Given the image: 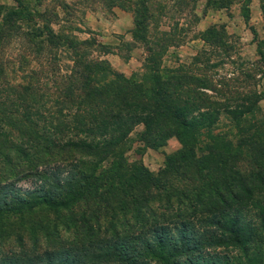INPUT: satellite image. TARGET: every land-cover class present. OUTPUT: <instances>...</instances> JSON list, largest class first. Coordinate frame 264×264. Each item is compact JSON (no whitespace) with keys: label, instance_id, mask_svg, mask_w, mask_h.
Returning <instances> with one entry per match:
<instances>
[{"label":"trees","instance_id":"1","mask_svg":"<svg viewBox=\"0 0 264 264\" xmlns=\"http://www.w3.org/2000/svg\"><path fill=\"white\" fill-rule=\"evenodd\" d=\"M30 1L0 3V220L52 215L32 221L29 245L21 227L2 247L10 231L0 226V264H264L260 94L216 100L194 66L163 65L171 32L147 34L148 0H106L133 13L147 49L138 76L94 57L97 41L55 28L58 14ZM207 33L227 43L223 29ZM223 113L235 131L215 130ZM137 125L145 147L181 143L156 172L126 159Z\"/></svg>","mask_w":264,"mask_h":264},{"label":"rangeland","instance_id":"2","mask_svg":"<svg viewBox=\"0 0 264 264\" xmlns=\"http://www.w3.org/2000/svg\"><path fill=\"white\" fill-rule=\"evenodd\" d=\"M23 1L28 3L30 0ZM34 1V8L58 14L59 24H54L55 28L63 26L79 37L90 36L97 41L99 45L92 50L94 57L106 59L126 76H138L144 71L147 49L141 39L133 37L136 26L131 10L110 1L107 4L106 0H31L29 5ZM246 1L148 0L154 21L150 23L147 34L150 30L156 34L170 30V39L165 40L169 44L161 59L163 65L194 66L199 75L208 78L211 87L204 90L216 100L232 101L235 96L256 91L261 96L259 111L264 114V0H248L247 20L243 15ZM0 3L12 7L15 0H0ZM209 27L223 29V40L227 43L215 45L212 40H206L212 35L207 33ZM48 85L52 90V82ZM47 89L48 86L41 87L40 92L47 94ZM42 109L51 111L53 106L47 103ZM141 128L142 125H137L130 134L131 144L126 150V159L142 163L156 172L163 165L165 155L175 152L181 143L172 135L164 144L145 147L138 140ZM215 130L233 132L236 128L223 113ZM12 159L17 161V158ZM57 159L60 158H34L37 162ZM6 171L10 175L9 168ZM49 214L52 215V210H23L0 220V226L10 231L2 247L15 242V231L21 227L25 228L24 240L29 245L31 240L27 228L34 219ZM69 235L71 233L67 231L62 234Z\"/></svg>","mask_w":264,"mask_h":264}]
</instances>
